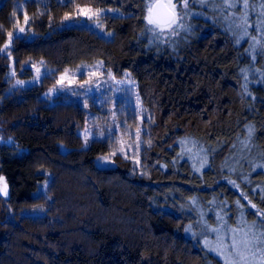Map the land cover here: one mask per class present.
Returning <instances> with one entry per match:
<instances>
[{
	"label": "trees",
	"instance_id": "obj_1",
	"mask_svg": "<svg viewBox=\"0 0 264 264\" xmlns=\"http://www.w3.org/2000/svg\"><path fill=\"white\" fill-rule=\"evenodd\" d=\"M154 1L0 0V50L12 33L0 51V264H224L205 247L210 228L264 232V0H188L173 33L148 23ZM82 7L117 9L103 16L111 35L61 26ZM20 27L32 36L17 39ZM98 60L137 82L136 161L109 137L85 144L82 104L44 97L65 68ZM38 61L54 73L11 91L10 71ZM42 169L50 201L35 195ZM40 204L45 216L19 214Z\"/></svg>",
	"mask_w": 264,
	"mask_h": 264
},
{
	"label": "rangeland",
	"instance_id": "obj_2",
	"mask_svg": "<svg viewBox=\"0 0 264 264\" xmlns=\"http://www.w3.org/2000/svg\"><path fill=\"white\" fill-rule=\"evenodd\" d=\"M176 2V0H174ZM182 2V0H181ZM81 9L88 11L89 15L95 12H100L99 22L101 27H96L95 20L96 17L89 19V16L84 15L81 12ZM177 11L182 17L178 21L184 19L186 9L181 10L180 4L178 3ZM106 13L117 14L119 11L117 9H96L92 7H82L78 10L77 14L67 19L61 26L78 24L88 26L102 35H109V32L106 31V27L103 22V16ZM175 25V24H174ZM165 27L163 30L168 33H173L174 28ZM22 36L31 37L32 34L28 33L26 30L21 33ZM9 44V41L7 42ZM8 49L3 47L4 53L10 55V47ZM39 69V73L37 72ZM55 69L51 66H48L43 61L29 63L25 66L24 73L25 75L16 74L14 70L9 73L10 87L11 91L19 87H30L38 85L41 83L45 75L53 74ZM63 78V79H62ZM18 81H23L22 84L17 83ZM44 97L50 102H56L58 100L65 101H74L76 103L82 104L86 107L88 111V117L85 124L79 128L80 134L84 137L87 131V143L94 138H106L109 137L110 141L113 143L114 148L119 151L120 148H124L125 156L133 158L135 161L139 159V150L142 142L143 132V120L146 117V109L141 101L137 82L133 78L130 72H125L123 76L118 77L113 74V72L108 69L104 63L100 60L91 62V63H81L77 66L67 67L58 75V79L51 88L44 92ZM132 113L138 115L139 125L131 127L128 125V121H124V118L120 115L123 113ZM118 114V115H117ZM124 123L127 126L128 132H122L120 125ZM121 123V124H120ZM139 129V140L137 141L135 136L132 135ZM111 130V137L109 134ZM103 131L104 135L100 136L99 133ZM2 127L0 125V136L4 137ZM118 132V133H117ZM131 145V147H129ZM120 152V151H119ZM104 157H108L107 160ZM99 164L102 166H110L114 164L110 156H101L98 160ZM46 173V179L39 184L35 195H44L48 201L52 200V195L49 193L50 186L53 181V175L50 171L42 169ZM6 183V180L3 178L0 181V186ZM0 194L4 195L2 192ZM8 194V186H7ZM47 205H36L32 207H27L20 211L21 216H33V217H42L47 214ZM260 214V213H259ZM11 217L14 216L12 213ZM239 222L237 228H243L245 231L248 230V227ZM221 229V235L225 236V243H228L231 239L232 232L227 233L225 229ZM206 230V228H203ZM211 231V228L210 230ZM214 234L209 242L213 244L217 240V233ZM261 250H264V244H259L256 248H253V251L256 252L255 258L249 256L248 264H261L260 255ZM223 260V257H220Z\"/></svg>",
	"mask_w": 264,
	"mask_h": 264
},
{
	"label": "snow or ice",
	"instance_id": "obj_3",
	"mask_svg": "<svg viewBox=\"0 0 264 264\" xmlns=\"http://www.w3.org/2000/svg\"><path fill=\"white\" fill-rule=\"evenodd\" d=\"M59 2L67 5L72 4L73 0H59ZM193 2H195V0H193ZM178 3L180 4L181 10L188 8V0H182V2L181 0H176V2H174V0H156L155 3L148 5V15L146 16L148 23L155 25L161 30H163L165 27L171 28L172 25L177 24L178 20L182 18L180 16V13L177 11ZM228 6L235 7L236 5L230 4ZM243 7L245 10L248 8L247 0H243ZM81 12L84 15L89 16V19L96 17V27H101V24L99 22V16L101 15L100 12H95L91 15H89L88 11H85L83 9H81ZM65 18L68 19L67 16ZM246 19L247 17L245 15V22ZM24 23L25 25L28 24L27 15H25ZM180 26L182 27V25ZM24 31L25 29L23 27L18 28L16 31V38L20 39V34ZM109 35H111V33H109ZM8 36L10 44L12 33L9 32ZM9 44H5L4 48L8 49ZM37 72L39 73V69H37ZM17 83L22 84L23 81H18ZM109 134H112L111 130H109ZM99 135L103 136L104 132L101 131ZM132 135H134L136 140L138 141L139 129H137V131ZM85 143H87V131L85 135ZM129 147H131V145H129ZM119 151L121 154H125V150L123 147L120 148ZM115 154V152L112 153V155ZM104 159L107 160L108 157H104ZM261 167L264 168V165H261ZM2 180L3 177H0V181ZM0 192H2L4 195H7L6 183H3V185L0 186ZM252 207H255V205H252ZM262 223H264V221H262ZM253 228L254 225H249L247 231H245L243 228L230 229V231L232 232V236L228 243H225V236L220 234L221 229L212 228L211 231L217 233V240L214 244L212 242H209L208 240H205V247H207L210 252L216 254L217 257H223L224 264H248L249 256L253 258H255L256 256V252L253 251V248H256L259 244H264V240L260 239V237H264V232H261L259 235H257L252 231ZM260 261L261 264H264V250H261Z\"/></svg>",
	"mask_w": 264,
	"mask_h": 264
},
{
	"label": "water",
	"instance_id": "obj_4",
	"mask_svg": "<svg viewBox=\"0 0 264 264\" xmlns=\"http://www.w3.org/2000/svg\"><path fill=\"white\" fill-rule=\"evenodd\" d=\"M155 2H156V0L153 3H155Z\"/></svg>",
	"mask_w": 264,
	"mask_h": 264
}]
</instances>
